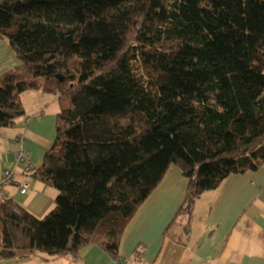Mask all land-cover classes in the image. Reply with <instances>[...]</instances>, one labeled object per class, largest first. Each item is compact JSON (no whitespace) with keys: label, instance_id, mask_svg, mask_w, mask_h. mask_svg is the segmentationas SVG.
Listing matches in <instances>:
<instances>
[{"label":"trees","instance_id":"1","mask_svg":"<svg viewBox=\"0 0 264 264\" xmlns=\"http://www.w3.org/2000/svg\"><path fill=\"white\" fill-rule=\"evenodd\" d=\"M0 126L21 95L59 97L56 138L31 177L56 191L42 218L0 201V260L76 255L119 240L171 164L179 213L264 160V0H0Z\"/></svg>","mask_w":264,"mask_h":264},{"label":"crops","instance_id":"2","mask_svg":"<svg viewBox=\"0 0 264 264\" xmlns=\"http://www.w3.org/2000/svg\"><path fill=\"white\" fill-rule=\"evenodd\" d=\"M18 64L9 43L0 40V75ZM21 101L25 114L0 126V173L14 167V180L0 189V200L11 199L42 218L53 208L56 191L31 173L55 141L59 97L31 90ZM19 152L26 158L17 162ZM24 182L29 188L20 193ZM186 189L187 179L171 164L124 228L121 261L90 244L76 255L35 252L0 264H264V160L258 169L231 174L201 193L190 215L179 213Z\"/></svg>","mask_w":264,"mask_h":264},{"label":"built area","instance_id":"3","mask_svg":"<svg viewBox=\"0 0 264 264\" xmlns=\"http://www.w3.org/2000/svg\"><path fill=\"white\" fill-rule=\"evenodd\" d=\"M26 156L25 153L23 152H19V154L17 155V162L23 161L25 160ZM13 165H8L1 173H0V189L7 185L10 184L11 182H13L14 180V174H13ZM29 188V183L28 182H24L19 191L20 193H26L27 190ZM1 201V200H0ZM122 264V263H119Z\"/></svg>","mask_w":264,"mask_h":264}]
</instances>
